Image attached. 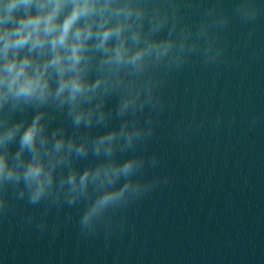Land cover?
Returning <instances> with one entry per match:
<instances>
[{"label": "clouds", "instance_id": "9594fccd", "mask_svg": "<svg viewBox=\"0 0 264 264\" xmlns=\"http://www.w3.org/2000/svg\"><path fill=\"white\" fill-rule=\"evenodd\" d=\"M195 2L0 0V221L24 203L39 210L24 223L50 243L60 225L49 214L65 208L77 210L78 241L102 234L110 246L130 231L127 210L169 182L155 171L160 154L147 146L158 118L174 110L170 77L194 59L223 62L221 34L239 22L250 42L264 16V0H230L228 8L207 0L192 22ZM223 124L217 115L215 125ZM43 264H63V253Z\"/></svg>", "mask_w": 264, "mask_h": 264}, {"label": "water", "instance_id": "95a60500", "mask_svg": "<svg viewBox=\"0 0 264 264\" xmlns=\"http://www.w3.org/2000/svg\"><path fill=\"white\" fill-rule=\"evenodd\" d=\"M206 2L196 0L187 19L197 21ZM247 31L233 22L221 34L223 62L205 66L194 59L170 77L166 95L175 107L158 118L147 146L160 154L155 171L169 182L127 210L129 232L114 236L110 246L102 234L78 241L77 210L65 208L58 217L49 214V222L60 225L50 243L24 223L39 210L20 203L0 221V256L8 264H43L61 253L63 264H112L117 253L120 264H264V16L250 42ZM217 115L224 119L220 127ZM193 119L206 123L186 127ZM65 213L72 222H65Z\"/></svg>", "mask_w": 264, "mask_h": 264}]
</instances>
